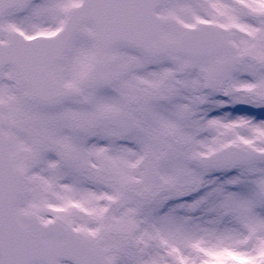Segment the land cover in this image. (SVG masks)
I'll return each mask as SVG.
<instances>
[{
    "label": "snow or ice",
    "instance_id": "1",
    "mask_svg": "<svg viewBox=\"0 0 264 264\" xmlns=\"http://www.w3.org/2000/svg\"><path fill=\"white\" fill-rule=\"evenodd\" d=\"M0 264H264V0H0Z\"/></svg>",
    "mask_w": 264,
    "mask_h": 264
}]
</instances>
